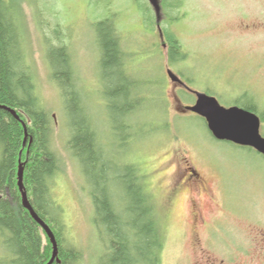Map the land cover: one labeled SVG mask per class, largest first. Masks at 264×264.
<instances>
[{"label": "rangeland", "instance_id": "1", "mask_svg": "<svg viewBox=\"0 0 264 264\" xmlns=\"http://www.w3.org/2000/svg\"><path fill=\"white\" fill-rule=\"evenodd\" d=\"M10 3L20 17L25 64L51 120L50 147L57 163V172L50 179L51 212L58 222L54 224L63 245L77 250L79 264H102L109 243L96 219L93 186L70 146L73 127L66 96L53 77L51 50L61 46L69 52L74 88L98 143L106 147L114 162L121 156L124 163H135L144 178L163 239L159 264H196L200 232L194 224L198 221L193 216L192 198L202 204L204 215L207 211L210 228H218L214 232L222 242L253 249L248 244L264 228V156L217 140L204 119L193 112L177 114L168 70L188 75L194 89L211 93L223 105L253 102L255 112L263 117L264 135V0H159V17L149 0ZM106 19L125 53V77L130 85L141 84L133 101L136 110L132 109L123 123L133 127L125 133L127 144L121 137L115 142L117 131L106 93L96 26ZM157 24L161 31H172L179 38L185 59L170 61ZM179 95L193 101L188 93ZM184 159L210 180L211 207L203 200L208 195L197 197L185 181L169 195L174 181L187 179L180 177L179 171L174 173L177 163L184 169ZM112 188L118 205L121 195L118 187ZM1 245L0 254L4 255L8 250Z\"/></svg>", "mask_w": 264, "mask_h": 264}, {"label": "trees", "instance_id": "2", "mask_svg": "<svg viewBox=\"0 0 264 264\" xmlns=\"http://www.w3.org/2000/svg\"><path fill=\"white\" fill-rule=\"evenodd\" d=\"M15 9L10 0H0V245L8 250L4 255L0 254V264H48L53 252L45 231L22 203L17 183L20 162L23 163L24 185L30 202L49 223L58 241V260L51 264H79L77 250L63 245L60 230L55 227L58 222L51 212L50 179L57 172L55 155L50 147L51 120L36 94L35 83L25 64L20 17L14 14ZM96 26L104 78L108 84L109 109L117 131L115 142L121 137L125 138L123 144H127L125 133L133 127H124L123 123L125 117L133 113L132 109L136 110L133 101L139 96L137 90L141 91V84L130 85L124 75L121 45L112 25L106 19L97 22ZM165 41L172 63L186 58L179 38L172 31L165 30ZM51 63L53 77L67 99L73 127L70 146L93 186L96 219L108 238V253L102 264H159L163 239L144 178L135 163H124L121 156L114 162L106 147L98 143L93 123L86 109L80 106L81 98L74 88L67 47L52 49ZM4 106L16 110L27 125L31 142L28 137L24 145L23 122ZM244 107L256 110L253 102ZM123 149L120 148V152ZM112 186L118 187L117 192L121 195L118 205Z\"/></svg>", "mask_w": 264, "mask_h": 264}, {"label": "flooded vegetation", "instance_id": "3", "mask_svg": "<svg viewBox=\"0 0 264 264\" xmlns=\"http://www.w3.org/2000/svg\"><path fill=\"white\" fill-rule=\"evenodd\" d=\"M158 30V29H157ZM159 32V30H158ZM162 35L165 36V32L162 30ZM159 32V36L161 41H163V36ZM165 47V46H164ZM166 48H168V45L166 43ZM120 55H122V65L124 64V51L120 52ZM167 55L170 58V51L168 48ZM170 67V66H169ZM177 75L182 79V81L185 83H180L177 81H171L170 87L171 91L173 93V103L176 113H182L184 110V106L187 105H193L196 102L197 96L195 93H193L189 88L194 89L192 87V82L190 80V77L188 75H185L184 73L176 72ZM129 81V78H128ZM189 88H188V87ZM180 93H188L191 96H193V101L188 102L186 100H183ZM206 92V91H205ZM208 93V92H206ZM210 94V93H208ZM233 105H239V104H233ZM242 106V105H240ZM252 111V110H251ZM191 112V111H186ZM255 112V111H254ZM262 119L263 117L260 116ZM247 148V147H244ZM249 148V147H248ZM251 149V148H250ZM262 156H264L262 154ZM188 160L184 159V169L180 168V164L177 163L178 168L174 170V173L179 171L180 177H187L186 180L180 181V178L176 181H174L173 188L171 189V192L169 193L170 196H173L175 193V189H178L179 186H181L184 183H189L191 187L192 193H197V197L201 196H207L206 200L203 199L208 207L212 206V202L209 199V193L212 190V187L210 185V180L207 179L206 173H203V171L199 170V167H191L192 163H187ZM195 199L192 198L190 202L193 211L194 218L198 221V223H194L198 227V231L200 232V235L198 234V239L195 244L196 250H197V261H195L196 264H264V228L261 230V233L259 236H257L256 240L254 242L249 243V247L253 248H244V246H241L240 244H234L232 242L224 241L222 242L220 237L218 236V232H214V229H218L214 227L213 229L210 228L209 224V218L207 215V211H205V215L202 212V204L196 203L194 201ZM204 209V208H203ZM213 225H216V222H213ZM206 226L208 228H206ZM206 228L205 231L203 229ZM197 232V233H199ZM202 235L204 237L202 238ZM213 236H216L213 238ZM200 238L203 240V242H200ZM216 240L219 243H216ZM237 245V246H234ZM241 246V247H239ZM221 249H219V248ZM240 251H243L244 253L240 255ZM217 254V255H216ZM240 255V256H239ZM239 256V257H238ZM250 256V257H249Z\"/></svg>", "mask_w": 264, "mask_h": 264}, {"label": "water", "instance_id": "4", "mask_svg": "<svg viewBox=\"0 0 264 264\" xmlns=\"http://www.w3.org/2000/svg\"><path fill=\"white\" fill-rule=\"evenodd\" d=\"M154 7L157 17L160 16L161 6L159 0H149ZM168 75L173 81L180 83L184 82L171 69L168 70ZM188 87V86H187ZM189 88V87H188ZM197 95V100L193 105L184 107L185 111H192L206 119L207 125L213 136L219 140H228L236 144L250 146L264 154V136L260 133L261 119L253 111L239 106H225L219 102L217 97L209 95L205 92L192 90ZM12 112L17 119L20 118L18 113L12 107L4 106ZM26 144L29 133L27 125L23 122ZM30 142H31V137ZM18 187L21 192L22 203L29 211L34 220L45 230L47 236L53 246V253L48 264H51L58 258L59 246L56 235L49 224L37 213L32 206L28 194L24 187V167L23 163H19L18 167ZM58 260V259H57Z\"/></svg>", "mask_w": 264, "mask_h": 264}]
</instances>
